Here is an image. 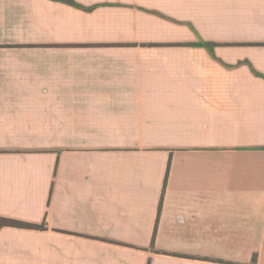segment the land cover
<instances>
[{
  "label": "crops",
  "instance_id": "1",
  "mask_svg": "<svg viewBox=\"0 0 264 264\" xmlns=\"http://www.w3.org/2000/svg\"><path fill=\"white\" fill-rule=\"evenodd\" d=\"M74 2L0 0V264H264V0Z\"/></svg>",
  "mask_w": 264,
  "mask_h": 264
},
{
  "label": "trees",
  "instance_id": "2",
  "mask_svg": "<svg viewBox=\"0 0 264 264\" xmlns=\"http://www.w3.org/2000/svg\"><path fill=\"white\" fill-rule=\"evenodd\" d=\"M58 1H62L64 3L67 4H71L73 6L76 7H81L80 4L74 2V0H58ZM204 45L210 50L212 51V46L214 44L212 43H204ZM257 75L262 76L260 73L256 72ZM264 78V76H262ZM166 182V176L164 179V184ZM2 226H15V227H20V228H44V224H33V223H28V222H23V221H18V220H14V219H9V218H3L0 217V227ZM255 262V258L252 259V263Z\"/></svg>",
  "mask_w": 264,
  "mask_h": 264
}]
</instances>
